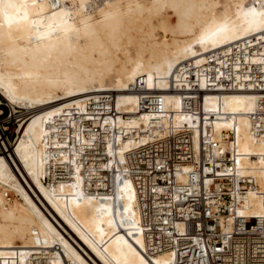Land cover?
I'll return each instance as SVG.
<instances>
[{
	"label": "bare ground",
	"instance_id": "obj_1",
	"mask_svg": "<svg viewBox=\"0 0 264 264\" xmlns=\"http://www.w3.org/2000/svg\"><path fill=\"white\" fill-rule=\"evenodd\" d=\"M263 40L264 0H0V93L31 113L11 156L0 154V201L8 189L21 195L0 209V264H153L141 249L130 179L104 198L43 180L56 155L50 146L59 142L52 139L56 114L113 90L121 112L115 122L137 132L152 121L138 112L133 83L141 75L148 88L163 90L181 63H203L209 52L237 43L255 46L253 58L262 61ZM258 95L213 92L204 108L215 135L234 131L239 173L255 175L264 190V136L253 132L248 115ZM166 101L171 110L182 106L179 92L166 91ZM190 118L176 115L177 122ZM133 143L131 135L125 147ZM245 205L252 216L264 215L257 190ZM153 258L170 264L171 253Z\"/></svg>",
	"mask_w": 264,
	"mask_h": 264
},
{
	"label": "built area",
	"instance_id": "obj_2",
	"mask_svg": "<svg viewBox=\"0 0 264 264\" xmlns=\"http://www.w3.org/2000/svg\"><path fill=\"white\" fill-rule=\"evenodd\" d=\"M258 45L259 62L253 58L256 47L242 42L209 52L203 63L186 60L163 90L148 88L141 75L133 83L138 112L149 113L152 121L137 132L115 122L121 112L113 90L65 108L56 114L52 139L59 142L50 146L56 155L47 161L43 180L72 182L104 198L118 181L130 179L145 238L141 249L153 264V255L162 252L171 253L170 264H264V215L252 216L245 205L251 189L264 202V190L255 175L239 173L234 131L215 135L204 108L213 92L258 91L248 115L253 132L264 136V46ZM166 91L182 96L180 110L169 108ZM0 98V154L10 157L31 113L1 93ZM178 111L191 118L177 122ZM131 135L134 143L127 148ZM20 196L8 189L0 209Z\"/></svg>",
	"mask_w": 264,
	"mask_h": 264
}]
</instances>
